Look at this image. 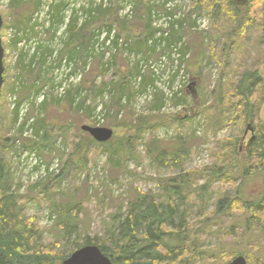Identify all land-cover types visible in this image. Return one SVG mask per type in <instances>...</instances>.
Segmentation results:
<instances>
[{
  "label": "rangeland",
  "instance_id": "rangeland-1",
  "mask_svg": "<svg viewBox=\"0 0 264 264\" xmlns=\"http://www.w3.org/2000/svg\"><path fill=\"white\" fill-rule=\"evenodd\" d=\"M28 6L32 10L30 4ZM144 9L145 6L140 4L137 18L123 26H120L121 22L113 16L114 12L112 11L110 15L103 19L101 17L100 21L95 24L111 23L112 21L115 24L117 21L118 27H115L119 29L120 36L124 39L129 38L134 43L135 40L143 42L147 37L144 27L146 20L141 15L144 13ZM0 12L3 14L8 12L7 16H10L9 13L12 12L11 9L4 6V0H0ZM199 12L209 18L210 30L213 34L209 41H205L206 47L210 49H207L203 60L200 80L187 87L181 98H175L177 99L176 104L185 106L183 110L186 112V117L181 122H177L178 111L174 114L159 112V115L167 118L173 116L174 120L171 118L165 123L160 120L159 124L146 127L137 133L136 130L129 132L109 126L125 122L129 118L135 119L147 115L150 111L141 114L125 110L122 118L112 114L106 121V125L108 124L107 126L113 131L111 147L92 145L87 149L86 155L81 154L80 157L78 155L80 153L76 154L72 149L73 143L77 142L79 138L84 140V137L78 134V129L81 130L79 127L82 125H93L86 109L81 114L69 116L66 105L67 97H65L58 110L44 111L43 120L52 124L49 128L51 138L48 145L54 138L61 136V140L63 139L68 147V152H55L61 160L60 174L50 175L45 179L48 180L47 182L40 184V187L35 189H30L32 184L24 185L20 182L22 170L19 169V164L16 165V160L13 158L18 150L15 146L17 136L15 135L12 141L10 134L12 122L5 99V92L8 90L7 86L10 84L13 72H5L4 87L0 91V146L4 143L6 147L1 155L3 154L4 162L9 166L12 180L11 191L17 192L18 203L22 206L24 216L35 221L41 235L40 244L46 248L45 250L51 249L52 254L67 257L76 246L83 243V239L86 237L97 238L99 241L106 240L109 238L110 230H118L120 220L127 215L130 204L135 202L138 193L163 197L161 186L166 179L172 178L182 171L191 170L196 172L189 178L185 192L186 197L183 196V199L176 197L173 200L177 205L178 212L174 219V226L178 229L181 224L178 215L184 214L194 238L196 241L198 240L201 249L207 251V255L195 264H222L223 260L227 258L224 255L225 252L240 254L242 251L253 257H259L264 264V236L258 237L257 231L254 230L255 226L251 223L248 224L247 220L251 216L238 209L217 213L215 208V203L220 197H232L235 194L240 181L238 166L231 165L233 163L228 153L230 147L225 146L224 151L218 150V147L221 146L222 141L238 138L237 155L241 167L246 145L253 136L254 125L246 123L242 127L240 119L235 117L233 109L227 104L230 100L236 99L234 96H228V90L222 92V82L229 80L232 76L234 80H238L245 71L257 70L258 74L264 77V57L259 62L261 59L259 55L263 53L264 56V37L261 36V31H255V28L248 26L244 27L242 34L236 32L234 24L229 21L230 13L222 12V17L216 19L206 10ZM213 12L216 13V11ZM241 13H243L242 9ZM85 28L84 30L77 27L72 28L74 30L72 44H86L91 28L88 26ZM188 32L192 33V31L186 33ZM217 33L228 34L227 39L221 37L219 42L221 45L229 43L230 48L233 46V50L229 51L227 57L222 55L220 46L216 43ZM211 41H213V47H210ZM226 62L227 64H225ZM94 63L96 64L93 71L85 76L83 87L87 89L89 96H95L98 88L104 84L113 83L115 85L114 96L107 107L108 112L113 113L120 107L117 98L118 88H121L120 84L126 81L125 71L127 69L120 59H116V67L112 73L100 70L99 62L95 61ZM97 74H101V77L95 81ZM25 95L26 93L21 92V97ZM85 111H87V115ZM197 114H200L204 119L201 134H195L193 129V116ZM211 114H213V120H208ZM258 118V122L264 124V99L260 104ZM67 120L72 123L68 121L65 124ZM63 125L65 126L63 127ZM247 126L250 128L247 129ZM167 128H172L174 134H166L164 129ZM5 139L9 140L5 142ZM129 139L131 140L125 145L124 142L126 143ZM150 142L156 143L158 148H169V151H171V146L182 145L178 149H184L187 152L184 157L179 159L176 166H172V162H169L165 166L158 167L150 161L147 154V146ZM23 143L30 147L34 142L24 140ZM43 156L50 159L51 153L44 152ZM71 156L74 158L72 165L69 164L64 170L65 164ZM221 159L223 162L219 163ZM216 165H219V174H211ZM181 169L183 170L180 171ZM205 182L209 183V189L206 194H201L199 188ZM24 188L27 189L23 190ZM180 194L182 195V192ZM67 204L76 206L78 211V228L71 236L55 226L56 223L54 225L41 223L44 210L51 209L52 212L58 214ZM63 235L64 237H62Z\"/></svg>",
  "mask_w": 264,
  "mask_h": 264
},
{
  "label": "trees",
  "instance_id": "trees-1",
  "mask_svg": "<svg viewBox=\"0 0 264 264\" xmlns=\"http://www.w3.org/2000/svg\"><path fill=\"white\" fill-rule=\"evenodd\" d=\"M107 1L109 7L107 5L104 6ZM109 1H112V3ZM118 1L119 0H94V3L91 4L90 0V2H88V6H86L84 1L81 0L82 5L78 9H72V12H74L73 15L81 17L85 22V25L80 30L86 29V26L95 28L103 25H105L107 29L110 30L109 26L114 23H95L99 22L101 17L103 19L110 15L111 11L114 12L113 16L116 17L117 7L112 8V4ZM121 1L123 2L124 0H120L119 6L123 7ZM193 1V10L195 12L201 13L199 11L206 10L216 17V19H220L222 17V12L226 14L230 13L229 21L234 24L236 32L242 34L244 27L248 26L250 28H255V31H261V36L263 35L264 37V0H247L243 6L235 5L232 0ZM130 2L133 4L134 18L129 20V18H119L117 16L116 19L118 21L121 19L120 26L129 24L132 22V20L137 18V11L140 4L144 5V13L141 15H143L146 20V25L144 27L147 32V37L145 40H143V42H137V40H135V43L132 42L131 39L125 38L127 46L123 47L122 54L124 58L117 56L116 59H120L123 63H125L126 60L130 61L128 54L131 53H140L143 55V58H145L146 54L148 53L156 55L155 51L160 50L164 44H174L182 37L185 38V42L182 43L180 51L183 53H189L186 63L190 85H192L194 82H198L201 78V70L205 54L210 49L206 47L205 41L210 40L213 32L210 30L209 34H201L200 32L194 31H192V33H186L187 31H185L183 25L185 20L176 21L175 19L171 18L168 20L169 23L167 24L171 29L170 36L160 37L159 40H155L154 42L151 41V44L147 41L154 35V29L151 25V21L153 15H155V7L150 3V0H131ZM29 4L32 7V10L28 6ZM67 4V0H9L7 8L11 9L12 12L9 13L10 16H7L8 12L5 14L1 13L4 22L2 29L5 27H10L15 29L17 32H20L19 34L14 32V35H12V38L9 40L7 46L10 52L17 51L15 45L19 40H28V38L33 35L32 32L38 30L34 28L38 23H28L31 19L33 11L40 8H47L48 14L46 19H50V22L61 23L63 21L64 8ZM159 7L162 11H166L164 7ZM241 9L243 13H241ZM213 11H216V13ZM51 25L55 31L54 24L51 23ZM28 26L31 27V31L27 29ZM73 27H75L74 24L70 25V31H67L62 37L57 38L55 41L52 38L53 41L50 44L43 45V43H41L40 47L39 45L35 47L27 43L26 49L29 50L27 53V56H29V62L20 63L18 60L17 63L15 62L14 66H11V70L16 72V76L10 78L11 83L7 86L8 92L15 91L13 89V84L14 82L18 81L17 78L19 76L25 80V83L21 85L22 91H18L20 100H29L30 93L32 94V90L36 80H38V76L42 78V82L39 83L40 86H48L54 89V86H57V82H53L52 79V76L56 74V72L53 70V67H59L61 65V60L65 57L62 55H67V60L72 61L73 63L75 62L74 65H77L78 58L80 60L83 58L86 59L87 56L94 54L92 53L93 48L86 50V47L85 50L87 53H85V57L82 54L84 48L71 45L74 41ZM179 27H182L183 30L180 31ZM40 28V30L46 29L43 25H40ZM117 31L119 34V29H117ZM54 34L55 33H53L52 36H54ZM216 37H218L216 43H218L220 46L222 55L227 57L229 51H231V49L233 50V46L230 48L229 43H224L221 45L219 42L221 37H225L227 39L228 34L220 35L217 33ZM94 38V34L89 35L86 45L90 44L91 42L93 43L95 41ZM211 42L212 43H210V47H213V41ZM117 43L118 42L116 41V45H118ZM141 49L145 50L142 51ZM118 51V46H116L115 52L119 53ZM259 57H261V59H259V62H261L264 57L263 53H261ZM133 60V62L141 61L139 56L135 57ZM225 64H227V62ZM104 65L106 67L102 65L101 70L105 72L107 68H111L114 71L116 67V65L111 62V60L108 64L104 63ZM132 71V77L128 80L125 79L126 81L120 84L121 88H118L119 93L117 98L118 103H120L119 106H121V100L123 96L126 95L125 92L129 88L132 90L139 87L140 89H143L146 81L151 79L148 78L147 75H144L145 70H139L137 64L134 65ZM138 75H141L139 82L135 79ZM18 83L20 82L18 81ZM114 86L115 85L113 83H107L101 86L97 91L102 100L104 99L103 93H107V98H105L104 101V105L106 107H108L109 103L113 100ZM221 90L223 93L228 90V96L235 97L236 100L234 101L230 100L228 103L226 100L225 101L233 109L235 117L240 119L242 127L246 123H253L254 125L253 136L249 139L246 145L245 156H242L241 167L238 160L239 156L237 155L238 138L222 141L221 146L218 147V150L220 151H224V149H226L224 148L225 146L230 147L228 148L230 152H227L229 153V157L233 163L231 165L238 166L237 168H239L240 181L237 185L236 192L232 197L222 196L216 201V212L226 213L236 209L241 210L246 215L251 216L247 221L249 225L251 223L255 226L254 230L257 231V236H264V124L258 122L260 104L264 99V77L258 74L257 70L245 71L241 74L238 80H234L232 76L229 80L222 82ZM21 92L26 93V95L21 97ZM58 93L59 91H57V94ZM70 93L73 94L72 97L70 96ZM65 96L67 97L66 105L69 116H72L73 114L78 115V111L80 110V107H83V105L78 102L75 105L73 104L75 92L66 90ZM82 97L83 96H81V98ZM162 97V93H156L154 101L152 103H148L150 106V112L147 115H142L135 119L129 118L128 120H125V122L113 124L109 127L115 129H124L129 132L136 130L137 133H140L142 129L146 127H152L154 124H159L160 120H162L164 123L167 122L173 116L171 118H167L159 115L163 100ZM63 99L47 100L43 103L42 107H44V111L58 110ZM176 100L177 99L173 100V104L175 105H177ZM89 107H87L88 109L84 107V109L87 111H90L89 109L92 110L91 106ZM87 111H85L86 115ZM106 111L108 113V110ZM110 115L111 113L106 114L107 119L110 117ZM10 117L12 122L11 128H13L15 112H11ZM43 117L38 119L36 118L34 133L36 136H38V138L34 143H32L31 146L37 148L38 151L36 153L39 155H43L45 150L55 153L57 151L55 142L59 137H61L57 136L51 141L52 143L50 142L48 145V142L51 138V132L49 128L52 126V124L44 122ZM185 117V114L184 117L181 116L180 119L177 117L176 121L181 122V120H183ZM45 118L47 119V117ZM208 120H213V114L208 117ZM68 121L69 123H72L70 120H67L65 121V124L68 123ZM64 126L65 125H63V127ZM78 134H81L84 137V140L79 138L77 142L73 143L72 149L74 153H80L78 154L80 157L81 154L85 156L87 149H89V147L92 145H97L104 148L111 147L112 145V138L108 142L99 143L93 140L87 133H84L79 129ZM178 139L180 140L179 137ZM8 140L9 139H5V142ZM130 140L131 139L127 140L126 143L124 142V144L127 145L128 141ZM62 142L63 144H66L63 139ZM155 144L156 143L150 142L149 146H147V154L150 161L158 167L165 166L169 162H172V166H176V163L179 161V159L184 157V154L187 152V150L178 149V147L181 148L182 145L171 146V151H169V148H158L157 144ZM5 147L6 144L4 143L0 146V264H61L60 261L66 258V256L63 257L57 254H52L51 249L49 251L45 250L46 248L40 244L41 235L36 227L35 221L29 220L24 216L22 212V206H20L18 203L17 192L11 191L12 180L11 175L9 174V166L4 162L3 154L1 155L2 151L5 150ZM73 160L74 158L71 156L67 164H65L64 170L67 169L69 164L72 165ZM221 162H223V159L219 160V163ZM182 170L183 169L180 171ZM195 172L196 171L185 170L178 175L173 176L172 178L166 179L161 186V190L164 193L163 197L138 193L135 198V202L130 204L127 215L123 217L122 220H120L118 230H110L109 238L102 241H99L97 238L86 237L83 239V243L80 246H76L75 249L86 245H96L103 254L112 260L113 264H195L197 261L200 262L201 258L207 255V251L202 250L199 243L197 242L198 240L196 241V238H194L191 227L186 223V217L184 214H180V216L178 215L179 219L181 220V224L178 226V229H176L174 226V219L178 212L177 205L174 204L173 200L176 197L181 199L186 197L185 192L188 186L189 178L190 176H193ZM211 174H219V165L214 166ZM44 180V178H41V182L32 185L30 189L40 187V184L48 181ZM199 189L201 190V194H206L209 189V183L205 182L202 186H200ZM181 192L182 195L180 194ZM155 197H157L159 200ZM48 211L53 214L54 224L56 223L55 226H58L60 229H62L61 231H64V233L68 234V236H71L73 233H75L78 228V211L76 206L67 204L58 214H56L54 211L52 212L51 209H48ZM62 237H64V235ZM70 253L68 255H70ZM241 254L245 258L247 264H263L259 257L248 255V253L245 251H242L240 254H230L225 252L224 255L227 258L223 260L224 262L222 264L228 263L235 256Z\"/></svg>",
  "mask_w": 264,
  "mask_h": 264
},
{
  "label": "built area",
  "instance_id": "built-area-1",
  "mask_svg": "<svg viewBox=\"0 0 264 264\" xmlns=\"http://www.w3.org/2000/svg\"><path fill=\"white\" fill-rule=\"evenodd\" d=\"M8 1L9 0H4V4L8 3ZM118 2H120V0ZM92 3H94V0H91V4ZM150 3L155 7V15H153L151 21V25L154 29V35L147 41L149 43H151V41L159 40L160 37L170 36L171 29L167 24L169 23L168 20H170L171 18L175 19L176 21L185 20V22L183 23L185 31H194L206 34L209 29V18L203 13L191 11L192 0H151ZM84 4L88 6V3L84 2ZM121 4H123V7H117V16L119 18L131 19L134 16L132 6L133 4L129 0H124L123 2L121 1ZM81 5V0H71L70 6L64 11L63 20H66L65 18L72 16L74 14V12H72V9H78ZM106 5L108 6V2H106L104 6ZM159 6L164 7L166 11H162ZM47 14V8H40L32 13L30 23H38L37 26L34 27L38 30L32 32L33 34L37 35L36 38L32 36L28 38L27 41L30 45L36 47L37 45L43 43L44 39L49 40L48 36L42 34L43 30H40V25H43L45 28L49 26L50 19H46ZM63 27L65 28V26ZM109 27L110 30H108L105 25L94 28L93 34L95 35V41L93 43L91 42L90 44H87V48L85 47L86 50H90L91 48H93L92 53L94 54L87 56L86 59H78L77 65H74L72 61H68L66 57L62 58L61 65L59 67H53V70L56 72V74L52 76V79L53 82H57V86H54V89L48 86L43 87L48 97L56 96L63 98L65 96V91L68 90L69 85L76 86L77 92H75L73 104L75 105L78 101H81L80 104H82L84 108L89 107V104H91V101H93V106L91 105V115L94 118L91 119L97 125L103 123V118L106 116V114H109V112L107 113V111L103 108L105 98H107V93H103V100L100 98L99 93L95 94V96H89L86 90L81 86V84L84 80L85 75L90 72L96 60H99L100 69L102 68V65L106 67L103 62L110 57L111 53H114L116 51V41L122 47L127 46L125 39L117 34L116 27L114 25H110ZM179 29L180 31L183 30L182 27H179ZM14 32H16L17 34L20 33L10 27L5 30L4 39L6 43H8L12 38ZM65 33L66 32L63 29L59 30L58 33L56 32V34H54V41L57 38L62 37ZM113 33H115V35H113ZM181 39L182 37L179 39V41ZM25 41L26 40L22 39L20 43ZM85 48L83 49V56H85V53H87ZM179 48L180 46H177L175 43H171L170 45L164 44V46L160 50L155 51L156 60L150 63H147L143 58V55L140 53L128 54V58L130 59V61H125L127 73L133 72V67L137 64L139 70H145L144 75H147L148 78L155 79V84L159 86V89L156 93H162V99L168 100L166 102H162L160 112H174L176 110H179V105H174L173 100L175 98H178V96L182 94L184 88L188 85L186 76V63L178 53ZM7 52L13 53L12 51L10 52L9 49H7ZM137 56L140 57L141 61L133 62V59H135V57ZM106 72L112 73V69L107 68ZM100 77V75H97L95 77V81H98ZM126 77V80H128L132 76L127 74ZM81 79V83L78 84ZM135 79L139 82L141 79V75L136 76ZM57 91H59L58 94ZM81 96L83 97L81 98ZM15 97L19 99L17 90H15L14 92L6 93V100L10 104L11 108L15 106ZM29 97V100H31L32 96L30 95ZM20 101L23 102L20 104L17 111H15L14 126L10 131V134L13 136V138L19 132H23L24 135L28 134L27 129H31L30 123L36 121L35 117H30L26 122L25 112L27 102L26 99H21ZM149 102H153L151 98L145 101H139L135 99V97L125 95L121 100V107H119L121 109H119V112L123 113L124 109H128L135 113H147L149 109ZM193 129L195 131V134L201 132V126L199 127L195 122H193ZM164 130L166 131V134H174L172 128H167ZM225 131L226 129L224 130V132ZM55 145L57 151H60L61 153L68 152V148L63 144V142L60 141L59 138L56 140ZM24 155L27 161V166L22 170V175L20 176V182L24 185L38 183L40 182L41 178L48 177L50 173H54L57 175L61 170V160L56 153H52L49 160H45L42 155H39L35 151L31 150H27ZM43 214L44 216L41 220L42 224L49 225L51 223H54V216L51 212L48 211V209L44 210Z\"/></svg>",
  "mask_w": 264,
  "mask_h": 264
},
{
  "label": "bare ground",
  "instance_id": "bare-ground-1",
  "mask_svg": "<svg viewBox=\"0 0 264 264\" xmlns=\"http://www.w3.org/2000/svg\"><path fill=\"white\" fill-rule=\"evenodd\" d=\"M85 3H88V2H90V0H83ZM129 1H131V0H129ZM145 1H148V0H145ZM151 1V0H150ZM105 2V1H104ZM103 2V3H104ZM108 2V1H107ZM109 2H111L112 3V1H109ZM138 2V1H137ZM143 2V1H142ZM70 4H71V0H68V4L65 6V9H64V11L70 6ZM101 4H102V2H101ZM100 5V4H99ZM103 5V4H102ZM113 6H112V8H116V7H119V2H116V3H114V4H112ZM135 5H137V4H135ZM134 5V6H135ZM138 6V5H137ZM100 7H102V6H100ZM109 7V6H108ZM91 8V7H90ZM106 8V7H105ZM137 8V7H136ZM97 9V8H96ZM103 10V9H102ZM101 10V11H102ZM106 10V9H105ZM134 10H136V9H134ZM90 11V10H89ZM97 11H98V9H97ZM96 11V12H97ZM104 11V10H103ZM40 12H41V10H40ZM93 12V11H92ZM89 13V12H88ZM94 13V12H93ZM98 13V12H97ZM90 15V14H89ZM94 16V15H93ZM117 17V16H116ZM92 18V17H91ZM134 18V16L131 18V19H133ZM66 20H63L61 23H59V22H49V26H48V28L46 27V29H44L43 31H42V34L43 35H46V36H48V38H49V40H45L44 39V41H43V45H47V44H50L53 40H54V38H55V36H52L53 35V33H55L56 34V32L58 33L59 32V30H61V29H63L65 32H67V31H70V29H69V26L70 25H72V24H74V26L75 27H77V28H79V29H81V28H83V26L85 25V22L83 21V20H81V18L79 17V16H74V15H72V16H70V17H67V18H65ZM90 19V18H89ZM121 19H119V21H120ZM130 20V19H129ZM71 21H72V24H71ZM88 21V20H87ZM123 21V20H122ZM117 22V21H116ZM115 22V23H116ZM121 22V21H120ZM29 24H30V21L28 22ZM51 23H53L54 24V28H55V31H54V29L52 28V25H51ZM112 23V22H111ZM114 23V22H113ZM117 24V23H116ZM114 25V26H117V25ZM113 25V24H112ZM176 25V24H175ZM63 26H65V28L63 27ZM118 27V26H117ZM27 29H29L30 31H31V27H29L28 26V28ZM93 30H94V28H91V30H90V34L89 35H91V34H93ZM153 30V29H152ZM151 30V31H152ZM180 30V29H179ZM154 31V30H153ZM113 35H115V33H113ZM32 37H34V38H36L37 37V35H35V34H33L32 35ZM153 37V36H152ZM52 38H53V40H52ZM70 39V38H69ZM68 40V39H67ZM128 40V39H127ZM20 41L21 40H19L17 43H16V45H15V47H16V49H17V51L16 52H13V53H9V55H8V58H7V61H8V63H9V66H14V64H15V62L17 63L18 62V60L20 61V63H24V62H29L28 61V59H29V56H27V53L29 52V50H27L26 49V44L28 43V41L26 40L25 42H22V43H20ZM126 42V41H125ZM154 42V41H153ZM183 42H185V38H182V40L181 41H179V42H175V44L177 45V46H180V48L178 49V53H179V55H180V57L182 58V59H184L185 60V63H186V60H187V58H188V56H189V53H183L182 51H180L181 50V45H182V43ZM116 43V42H115ZM127 43V42H126ZM157 43V42H156ZM70 44V43H69ZM118 44V43H117ZM152 44V43H151ZM160 44V43H159ZM73 46H75V47H82V48H85L87 45L86 44H84V45H74V44H72ZM41 46V44H39V47ZM118 46V49H119V53H116V52H114V53H111V55H110V57L107 59V60H105L103 63H105V64H108L109 63V61L111 60V62H113L114 64H115V61H116V57L117 56H120L121 58H124V56H123V54H122V52H123V47L120 45V44H118L117 45ZM30 49V48H29ZM126 49V48H125ZM32 50V49H31ZM39 51V50H38ZM93 51V50H92ZM128 51V50H127ZM146 52V51H145ZM73 53V52H72ZM75 54V53H74ZM127 54V53H126ZM35 55V54H34ZM73 55V54H72ZM62 56H65V57H67V55H62ZM79 56V55H78ZM86 57V56H85ZM20 58V59H19ZM78 58V57H77ZM87 58V57H86ZM79 59V58H78ZM145 61L147 62V63H150V62H153V61H155L156 60V56L154 55V54H152V53H148V54H146V56H145ZM75 60V59H74ZM80 60V59H79ZM97 62H99V60H96ZM75 63V62H74ZM78 64V63H77ZM99 64V63H98ZM21 66V65H20ZM110 67V66H109ZM52 68V67H51ZM6 71H10L11 73L13 72V74H12V76L10 77V78H13L14 76H16V72H14V71H12L10 68H8V69H6ZM5 71V72H6ZM47 72V71H46ZM133 74V72H129L128 73V75H132ZM5 75V77H6V74H4ZM47 75H49V74H47ZM186 76H187V81L188 82H190V80H189V76H188V74H187V72H186ZM51 79V78H50ZM83 79V78H82ZM82 79L80 80V82L78 83V84H80L81 83V81H82ZM17 80L20 82V83H18V81H16V82H14V84H13V89L14 90H17V91H22V88H21V85H23V83H25V80H23V79H21L20 77H18L17 78ZM42 82V78L40 77V76H38V80H36V83L34 84V87H33V90H32V94L30 93V95L32 96L31 97V100H26V112H25V114H26V122L28 121V119L30 118V117H35V118H42L43 116H44V107H42L43 106V103L45 102V101H47V100H50V99H63V98H60V97H53V96H51V97H48L47 96V93L45 92V89L43 88V86H40L39 85V83H41ZM77 84V85H78ZM52 85H54V84H52ZM85 86V85H84ZM25 89H27V88H25ZM24 89V90H25ZM99 89V88H98ZM158 89H159V86L157 85V84H155V79H150V80H148V81H146V84L144 85V87H143V89H140V87L139 88H136V89H134V90H132L131 88H129L125 93H126V96H130V97H135V99H137V100H139V101H145V100H147V99H152V101H154V98L156 97V92L158 91ZM68 90H70V92L71 91H73V92H77L76 91V86H73V85H69V87H68ZM87 90V89H86ZM68 92V91H67ZM87 92V91H86ZM67 96V95H66ZM66 96H64V98L66 97ZM69 96V95H68ZM70 96L72 97L73 96V94L72 93H70ZM178 97H182V95H180V96H178ZM178 99V98H177ZM166 101H168L167 99H163L162 100V102H166ZM23 101H20L19 99H17V97H15L14 98V104H15V106L13 107V108H11V106H10V104L7 102V106H8V110H9V112H15V111H17V109H18V107L20 106V104L22 103ZM72 102V101H71ZM81 101H78V103H80ZM120 102V101H119ZM116 103H117V101H116ZM93 106V101H91V104H89V106ZM119 105H120V103H119ZM82 106V105H81ZM179 107L181 108V109H183L184 108V106H182V105H180L179 104ZM74 108V107H73ZM87 108V107H86ZM103 108L105 109V110H108V108L103 104ZM88 109V108H87ZM121 109V108H120ZM111 110V109H110ZM113 110V109H112ZM91 109H90V114H89V118L91 119V118H94L92 115H91ZM178 110H176V111H174V112H169V111H162L161 113H163V112H165V113H170V114H174L175 112H177ZM111 113V115L112 114H114L115 116H117L118 118H122L123 116H124V113L125 112H123V113H120L119 112V109H116V111L115 112H110ZM194 118H193V121L195 122V123H197L198 124V126L200 127L201 126V131H202V129H203V122H204V119L201 117V115L200 114H197V115H194L193 116ZM106 120H107V117L105 116L104 118H103V123H101V124H99V125H101V126H104L103 124H105V122H106ZM35 126H36V121H33V122H31L30 123V128L31 129H27V132H28V134H26V135H24L23 134V132H19V133H17L16 134V136H17V140L15 141V146L18 148V150H17V154L13 157L15 160H16V162L19 164V169L20 170H23L26 166H27V161H26V159H25V155H24V153L27 151V150H31V151H35V152H37L38 150H37V148H35V147H28V146H26L23 142H24V140H31V141H33V142H35V140H37V138H38V136H36L35 135ZM198 134H201V132H198ZM112 138V137H111ZM59 139H60V141L62 142V140H61V137H59ZM110 140V139H109ZM108 140V141H109ZM107 141V142H108ZM103 143H105V142H103ZM51 153V152H50ZM17 165V164H16ZM61 168H62V166H61ZM52 174H54V173H50L49 174V176L50 175H52ZM48 176V177H49ZM48 177H46V178H44V179H47ZM41 180V179H40ZM52 224V223H51Z\"/></svg>",
  "mask_w": 264,
  "mask_h": 264
},
{
  "label": "water",
  "instance_id": "water-1",
  "mask_svg": "<svg viewBox=\"0 0 264 264\" xmlns=\"http://www.w3.org/2000/svg\"><path fill=\"white\" fill-rule=\"evenodd\" d=\"M237 6H243L247 0H232ZM2 27V16L0 14V32ZM3 47L0 36V89L3 82ZM179 118L181 114L177 115ZM250 126H247V129ZM245 130V133L247 131ZM81 130L86 132L93 140L99 143L107 142L113 136V131L106 127H92L89 125H82ZM61 264H113L112 260L102 253L96 245H86L74 250L69 256L61 261ZM227 264H247L242 255H237Z\"/></svg>",
  "mask_w": 264,
  "mask_h": 264
}]
</instances>
